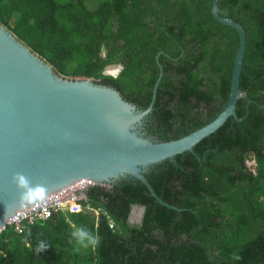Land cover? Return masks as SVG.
Segmentation results:
<instances>
[{
    "label": "trees",
    "instance_id": "16d2710c",
    "mask_svg": "<svg viewBox=\"0 0 264 264\" xmlns=\"http://www.w3.org/2000/svg\"><path fill=\"white\" fill-rule=\"evenodd\" d=\"M218 9L246 29L247 95L240 119L146 174L167 205L138 179L91 186L78 213L21 233L7 225L0 264H264V0ZM0 22L58 73L94 78L141 110L153 102L144 130L160 140L209 123L229 99L240 37L213 0H0ZM115 63L121 72L104 74Z\"/></svg>",
    "mask_w": 264,
    "mask_h": 264
},
{
    "label": "water",
    "instance_id": "95a60500",
    "mask_svg": "<svg viewBox=\"0 0 264 264\" xmlns=\"http://www.w3.org/2000/svg\"><path fill=\"white\" fill-rule=\"evenodd\" d=\"M218 3L213 0L215 18L240 37L229 99L212 121L169 141L143 131L153 102L141 110L94 78L58 73L0 22V232L17 212L81 180L91 181V187L138 179L167 205L146 174L167 159L194 152L231 117L240 119L238 101L247 95L240 87L247 32L241 23L221 16ZM136 210L141 224L144 206L135 205L129 219L133 222Z\"/></svg>",
    "mask_w": 264,
    "mask_h": 264
},
{
    "label": "built area",
    "instance_id": "2783aa9c",
    "mask_svg": "<svg viewBox=\"0 0 264 264\" xmlns=\"http://www.w3.org/2000/svg\"><path fill=\"white\" fill-rule=\"evenodd\" d=\"M92 182L81 180L74 185L46 196L42 201L22 209L13 216L9 224L18 232H23L28 226L47 221L55 211L78 213L82 211V200L86 199V190ZM113 227L114 224L112 223Z\"/></svg>",
    "mask_w": 264,
    "mask_h": 264
},
{
    "label": "rangeland",
    "instance_id": "374dc122",
    "mask_svg": "<svg viewBox=\"0 0 264 264\" xmlns=\"http://www.w3.org/2000/svg\"><path fill=\"white\" fill-rule=\"evenodd\" d=\"M96 4L94 3L93 4V6H95ZM118 71H117V67L116 66H114V65H109L105 70H104V74H106V75H111V76H114L116 73H117ZM62 75H64V74H62ZM64 76H66V77H70V76H67V75H64ZM249 164H250V166L251 167H254V164H255V161H249ZM136 211H138V210H136ZM135 211V212H136ZM133 219V218H132ZM134 221V220H133ZM138 221H139V219H138ZM136 222V221H135ZM132 223H134V222H132Z\"/></svg>",
    "mask_w": 264,
    "mask_h": 264
},
{
    "label": "flooded vegetation",
    "instance_id": "af4514ba",
    "mask_svg": "<svg viewBox=\"0 0 264 264\" xmlns=\"http://www.w3.org/2000/svg\"><path fill=\"white\" fill-rule=\"evenodd\" d=\"M111 65H114V66H116L117 67V73H120L121 72V70L123 69H120V66H122L123 67V65L121 64V63H115V64H111ZM145 128L143 127V131L144 132H146L147 133V135H148V132L147 131H145L144 130ZM140 217H141V212H140V210H138V211H136L135 213H134V216H133V222L134 223H138V219H140ZM136 221V222H135Z\"/></svg>",
    "mask_w": 264,
    "mask_h": 264
},
{
    "label": "clouds",
    "instance_id": "9594fccd",
    "mask_svg": "<svg viewBox=\"0 0 264 264\" xmlns=\"http://www.w3.org/2000/svg\"><path fill=\"white\" fill-rule=\"evenodd\" d=\"M80 235L84 236V235H87V233L81 232Z\"/></svg>",
    "mask_w": 264,
    "mask_h": 264
}]
</instances>
